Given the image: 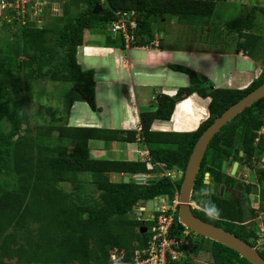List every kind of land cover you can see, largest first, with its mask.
<instances>
[{
  "label": "trees",
  "instance_id": "trees-1",
  "mask_svg": "<svg viewBox=\"0 0 264 264\" xmlns=\"http://www.w3.org/2000/svg\"><path fill=\"white\" fill-rule=\"evenodd\" d=\"M226 1L106 0L103 4L101 0H63L62 15L53 16L55 25L45 23L33 28L0 24V124H9V130L0 133V219L10 212L17 224L23 225L30 214L28 200L34 198L38 206L36 220L46 235L40 248L48 245L52 250V257L42 264H109L111 249H125L129 254L136 247L144 246L147 235H141V223L131 218L133 208L140 201L174 195L181 189L183 179L153 178L143 184L133 179L127 183L123 178L113 181L112 175L148 174L146 162L94 159L88 147L91 140L133 143L139 139L146 145L153 163L165 164L168 170L182 167L185 172L199 137L225 110L264 83V71L244 89H224L216 88L206 76L189 68L172 66L174 71L188 77L189 84L179 88L173 97L157 96L156 109L140 113V131L70 127L65 117L53 115L50 127L34 136L23 134L26 124L23 101L12 96L10 78L16 74L26 81L48 79L70 84L80 101L96 112L99 109L94 71L83 69L77 58L86 30H108L118 12L135 11L138 46H146L152 41L153 24L166 16L176 18L178 24L198 33L210 27L206 42L215 44L220 41L221 31L213 25L212 17L217 5ZM97 5L103 8L100 15L93 14ZM259 11L264 12V9L252 6L236 23L226 26L228 33L238 35L236 50L251 58L258 42L262 41L261 36L252 33ZM9 26L16 28L13 43L6 41L5 27L8 29ZM49 41H53L52 47L48 45ZM120 46L123 48L121 42ZM193 95L210 99L209 117L195 131L162 133L151 130L155 120L170 121L176 105ZM263 128L264 98L238 114L214 136L191 193V202L201 209H193L195 216L246 242L250 237L243 223L250 212H243V205L235 202L234 194L248 201V195L256 193L257 189L245 180L239 181L223 172L222 167L232 157L238 162L240 152L244 164L264 154ZM54 138L57 142H53ZM207 174L211 182L210 193L205 184ZM81 175L91 178L99 192L97 199L85 195ZM257 183L262 202L260 211L264 213L262 168L257 172ZM64 185L73 187L72 191L67 192ZM222 185L232 195L228 201L219 194ZM218 205L224 208L222 212ZM175 220L171 234L181 238L186 228L179 222L178 215ZM201 241L192 255L205 251L211 254L214 264H249L220 243L204 237ZM206 242L209 244L205 245ZM6 245V242L2 243L1 251L6 250ZM178 264H188V258Z\"/></svg>",
  "mask_w": 264,
  "mask_h": 264
},
{
  "label": "crops",
  "instance_id": "crops-1",
  "mask_svg": "<svg viewBox=\"0 0 264 264\" xmlns=\"http://www.w3.org/2000/svg\"><path fill=\"white\" fill-rule=\"evenodd\" d=\"M170 21L171 25L175 26L174 24L177 22L176 18L171 16H166L155 22L152 26V41L146 46H138L130 50L121 48L119 40L112 39L108 30L103 29V34L97 33L99 30L97 31L96 29L84 32L82 44L84 47L83 56L85 58L94 55L100 56L102 61L98 65L92 66L91 64L89 66L94 69L95 74V97L96 105L99 109L95 112L97 118L93 119L89 114H86L82 119L78 118L76 120L79 127L138 131L141 126L140 113L154 111L156 106H153L151 103L152 101L157 102V96L167 95L173 97L179 88L188 86L189 79L185 74L186 78L179 75H171L180 73L174 71L172 66L186 67L195 71L198 75L204 76H206L204 73L210 71V68L212 70L221 67L225 55L229 51H223L217 48V46H212L216 48L214 50L204 48L205 45L202 42L206 44V34L198 33L187 26V33H190V35H186V45H179L177 47L174 42L176 43L178 40H181V31L177 28L168 29L167 25ZM172 30L175 32H171ZM147 39L145 38V40ZM196 43L198 44L197 47L193 45ZM155 44H158V46ZM211 44L206 45L211 46ZM215 45L220 46L218 42ZM234 53L232 55L233 58L251 61L256 67L255 62L244 52L236 51ZM111 58L113 64L110 63ZM110 65H113L114 73L111 72ZM257 70L258 72L254 76L250 72L241 71V74L245 75L247 80L238 89L248 87L260 75V69ZM98 71L102 74L99 76L100 81L97 80ZM228 72L230 77L226 84L231 89L232 84L238 81V77L234 75L233 70H229ZM207 78L211 79L210 76ZM221 84L224 85L225 83ZM156 85L160 87V91H154V95L152 96L148 95L147 90L155 88ZM101 90L102 93L100 94L99 91ZM78 100H80L78 97L72 98L69 104V114L71 113L70 110L72 111L74 108H77ZM117 102H119L120 111L113 108ZM209 103L210 99H202L197 95H193L176 105L170 121L155 120L152 123L151 130L162 133L193 132L209 117ZM186 106L189 108V111L184 113ZM177 108H179V112H177ZM120 113L121 118L115 119L114 117H119ZM176 116L180 118L177 119ZM116 120L120 122L119 128L112 124ZM88 147L91 156L94 159L100 160L145 162L146 154L149 153L146 145L139 139H136L133 143L91 140ZM161 176L162 174L158 171V174H155L153 177L159 178ZM123 177L120 175L111 176L114 181H120ZM127 177L132 178L134 176L127 175ZM193 246H197V243H194ZM194 256L196 259L208 262L212 260L211 254L205 256L203 252ZM192 261L189 258L188 264H191Z\"/></svg>",
  "mask_w": 264,
  "mask_h": 264
},
{
  "label": "rangeland",
  "instance_id": "rangeland-1",
  "mask_svg": "<svg viewBox=\"0 0 264 264\" xmlns=\"http://www.w3.org/2000/svg\"><path fill=\"white\" fill-rule=\"evenodd\" d=\"M103 4L106 3V0H101ZM252 6H256L259 8L264 9V0H227L225 3H220L217 5V8L215 10V13L212 17L213 25L217 26L219 31H221V37L220 41L218 42L219 45L211 44V46H207L210 43L202 42L203 45H205L204 48L214 50L215 47L222 49L223 51H229L227 55H225L224 62L222 63L221 67L212 69L210 68V71L205 72L204 74L207 77H211L212 83L215 85L216 88H229L227 87V80L230 77L229 76V70L234 71V75L238 77V81L232 84L231 89H238L244 83L247 79L245 75L241 74V71L250 72L252 76H254L258 70L264 71V12H257L255 25L256 28L252 31L253 34L261 36L262 41L258 42L256 51L254 56L250 59H252L256 67L254 66V63L251 61H243L242 59L233 58L232 55H234L237 50L236 44L238 41V35L235 33H228L226 26L230 24L236 23L241 14L248 9H250ZM62 9L58 13H47L44 16V22L50 23L55 25L56 21L53 18V15L56 17L59 15H62ZM55 22V23H53ZM175 26L168 23L167 28H177L179 31H181V40L177 41L174 44L179 47L186 45V35H190V33H187L186 25H181L176 22L174 24ZM11 27V28H9ZM8 30L6 27L5 31L7 33L8 39L6 41H12L15 38L13 37V33L15 32V27L9 26ZM99 32L103 34V29L101 28H95ZM174 29V30H175ZM172 30L171 32H175ZM211 28H206L204 31H202L203 34L210 33ZM177 32V31H176ZM1 39V38H0ZM2 40V39H1ZM0 40V41H1ZM50 47L53 45V41H49L48 44ZM194 46H198V44H193ZM1 46V43H0ZM231 54V55H230ZM84 47H80L78 49V62L85 70H93V68H90L89 66L98 65L102 59L100 56H90V57H84ZM254 58V59H253ZM109 61V60H108ZM110 63L113 64L112 58L110 59ZM111 66V65H110ZM260 66V67H259ZM237 68V69H234ZM100 71V70H99ZM98 71V72H99ZM97 72V73H98ZM111 72L114 73V67L111 66ZM101 72L98 73L97 80L100 81L99 76ZM260 73V72H259ZM215 74V75H213ZM261 74V73H260ZM171 75H179L184 78L186 76L181 73L177 74H171ZM226 81V82H225ZM243 81V82H242ZM221 83H225L222 85ZM9 88L12 96L16 99H19L23 101V111L25 113L26 118V124L23 128V134H27L30 136L36 135L37 132H42L44 129H47L50 127V122L53 115H61L66 118V123L70 127H79L76 120L82 119L86 114H89L93 119L97 118L95 116V112H93L89 106L78 100L77 102V108L70 110L69 112V104L72 100V98L77 97L76 92L72 89L70 84L67 83H54L51 81L46 80H25V78H22L21 75L14 74L10 78L9 82ZM148 95H154V91H160V87L156 85V87L147 90ZM100 94L102 93V90L99 91ZM153 106H156V102L152 101ZM187 104V103H186ZM117 111H120V105L119 102L116 103L113 107ZM184 109V107H183ZM189 111V108L186 106L184 113H187ZM177 112H179V108H177ZM69 114V116H68ZM115 119L121 118V113L119 117L115 116ZM176 118H180L176 116ZM82 124V123H80ZM117 128H119L120 122L119 120L114 121L112 123ZM9 130V124L7 122L0 124V133L6 132ZM261 134H264V129L261 131ZM54 136L57 135V133L53 134ZM45 140V139H44ZM53 142H57L54 138ZM34 157V155H32ZM31 156V157H32ZM243 160V156L239 155V159ZM236 159L235 157L231 158V161L225 162L226 166L224 167V172L226 169L227 174L234 175L236 171H234V164ZM223 163V166L225 165ZM239 163V162H238ZM243 165V180L247 184H250L254 188H256L257 192H252L248 195V201L245 200L239 196L237 193L234 194L235 202L242 203V210L249 211L250 215H246L245 222L243 225L246 226L245 230L247 231L248 237L251 238V242L254 244V246H258L262 251H264V213L260 211L261 206V197H260V189L258 188L257 183V172L259 169H264V154L253 158L248 163L244 164V160L242 162ZM223 168V167H222ZM158 171L161 173L162 170L157 169L156 174H158ZM223 171V169H222ZM161 178V177H159ZM81 181L84 184V192L85 195L88 194V196H91L95 199L98 198L99 192L95 189V186L91 183V178L86 175L80 176ZM150 179V178H149ZM114 181V180H113ZM147 181V180H146ZM210 187V186H209ZM64 188L67 192H71L73 187L69 185H64ZM224 187H222V191H224ZM220 194V192H219ZM232 195L229 193V191L226 189L224 196L226 201L229 200V198ZM34 198L28 200V205L30 207V214L28 213L27 216L24 219L23 225H18L15 217L10 213L7 212L6 215H4L0 219V264H42L43 262L48 261L49 258L52 257V250L47 245H45L43 248H40V244L44 243V239H46L45 232L42 231L40 223L36 220V212H37V204L33 201ZM195 205V203H192ZM198 207V206H197ZM218 209L222 212L224 208H222V205H218ZM245 213V212H244ZM214 217V216H213ZM247 226L250 227L247 229ZM258 228V229H257ZM260 228V231H259ZM194 236V235H192ZM184 236H182L183 238ZM3 242H6V250L1 251V245ZM194 242H197V239L194 240ZM206 244H209V242H206ZM205 256L210 254L209 252H203ZM193 261L191 264H210L208 261L196 259L194 255L190 257ZM65 264H75L71 262H67Z\"/></svg>",
  "mask_w": 264,
  "mask_h": 264
},
{
  "label": "built area",
  "instance_id": "built-area-1",
  "mask_svg": "<svg viewBox=\"0 0 264 264\" xmlns=\"http://www.w3.org/2000/svg\"><path fill=\"white\" fill-rule=\"evenodd\" d=\"M62 4L63 0H0V24L25 27L34 22L37 27H41L44 16L47 13H58L62 9ZM137 28L138 18L135 11L118 12L115 20L109 25L108 32L112 39L122 43L123 49L130 50L138 47ZM155 45L158 46V44ZM140 130L141 128L138 129ZM145 162L149 172L159 169L162 170V177L173 181L183 179L182 168L174 167L168 170L165 164L153 163L149 153L146 154ZM153 175H139L136 179L146 180ZM155 204L147 217H145L147 212L145 201L137 203L131 213V218L141 223V228L147 229L144 234H141L147 235L145 245L136 247L129 253L131 255L125 249H111L109 264H178L186 260L189 244L186 238L190 232L185 229L182 232L183 238L171 234L178 215L180 191H176L171 199L168 196L155 198ZM194 208L198 209L195 206Z\"/></svg>",
  "mask_w": 264,
  "mask_h": 264
},
{
  "label": "water",
  "instance_id": "water-1",
  "mask_svg": "<svg viewBox=\"0 0 264 264\" xmlns=\"http://www.w3.org/2000/svg\"><path fill=\"white\" fill-rule=\"evenodd\" d=\"M103 13V8L100 5L95 6L93 9L94 15H100ZM30 27H36V23H31ZM264 98V83L258 88L250 92L248 95L243 97L240 101L230 106L225 110L214 122L203 132V134L197 140L194 149L190 155L188 163L185 168L183 181L180 189V205L178 211L179 222L192 233L215 241L226 246L229 249L235 251L241 258L245 259L249 264H264V259L259 253L247 242L238 238L234 234L224 230L221 227L207 223L195 216L193 213L194 205L191 202V193L200 170L202 161L205 157L208 145L219 130L224 127L228 122L234 119L238 114L243 112L245 109L251 107L254 103ZM243 156V153H240ZM242 158L240 163L234 164V177L239 181L243 180V165ZM223 166V170L224 167ZM182 168V167H181ZM209 175H206L205 184H207V192L210 193L209 187ZM129 182L128 178H125V183ZM144 179H138V184H143ZM172 196H169L171 199ZM155 200L147 201L145 217L154 209ZM147 231L146 228H141L140 233L144 234Z\"/></svg>",
  "mask_w": 264,
  "mask_h": 264
},
{
  "label": "flooded vegetation",
  "instance_id": "flooded-vegetation-1",
  "mask_svg": "<svg viewBox=\"0 0 264 264\" xmlns=\"http://www.w3.org/2000/svg\"><path fill=\"white\" fill-rule=\"evenodd\" d=\"M241 153V152H240ZM240 153H239V155H240ZM231 161V160H230ZM239 163H240V159H239V161H238ZM223 172H224V170H223ZM225 172H226V169H225ZM229 175V174H228ZM230 176H233L234 177V175H230ZM207 179H205V181H206ZM208 180H209V177H208ZM238 180V179H237ZM243 181V180H242ZM211 185V182H210V180H209V186ZM222 187H224V189H225V186L224 185H222ZM225 191L226 190H224V191H222V189H221V192H220V196L222 197V196H224V193H225ZM244 224V223H243ZM245 226V225H244ZM250 227H248L247 226V229H249ZM258 229V228H257ZM259 231H260V228H259ZM192 235H194V236H192ZM190 236V239H189V244H188V248H189V251H188V256H191L192 255V252L194 251V249L196 248V247H194L193 245H194V243L196 244V243H198V242H202L201 241V236H198V235H196V234H194V233H192V234H190L189 235ZM195 239H197V242H194V240ZM246 242V241H245ZM247 243L248 244H250L258 253H259V255L264 259V251H262L258 246L256 247V246H254V244L251 242V238L250 239H248L247 240ZM202 252H204V251H200L199 253H202ZM189 259V258H188ZM210 264H214V260L212 259V260H210V262H209Z\"/></svg>",
  "mask_w": 264,
  "mask_h": 264
},
{
  "label": "clouds",
  "instance_id": "clouds-1",
  "mask_svg": "<svg viewBox=\"0 0 264 264\" xmlns=\"http://www.w3.org/2000/svg\"><path fill=\"white\" fill-rule=\"evenodd\" d=\"M181 168V167H180ZM157 170V169H156ZM156 170L154 171V172H149L148 174H139V175H151V174H156ZM161 174H162V172H161ZM139 175H135L134 177H132V178H128L127 177V175H125L124 177H123V179H124V182H125V178H128L129 179V181L131 180V179H133V180H135L136 182L138 181L136 178H137V176H139ZM153 175V176H154ZM153 176H151V177H147L146 178V180L147 181H149V180H151V179H153L154 177ZM150 178V179H149ZM161 178H162V176H161ZM145 179H144V182L143 183H145V182H147ZM172 196V195H171ZM169 197V196H168ZM153 200H155V199H153ZM147 203V202H146ZM194 205V204H193ZM195 207H197L196 206V204L194 205ZM198 209L197 210H201L199 207H197ZM194 209H196V208H194ZM179 211V210H178ZM188 230V229H187ZM189 231V230H188ZM190 232V231H189ZM187 254H188V252H187ZM191 256H188V257H186V258H190Z\"/></svg>",
  "mask_w": 264,
  "mask_h": 264
}]
</instances>
